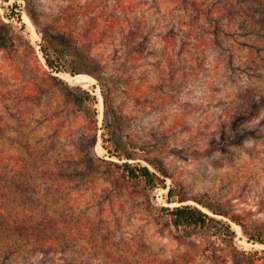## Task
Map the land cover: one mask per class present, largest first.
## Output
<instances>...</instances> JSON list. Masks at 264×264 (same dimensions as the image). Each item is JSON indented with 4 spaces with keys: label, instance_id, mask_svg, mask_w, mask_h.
Masks as SVG:
<instances>
[{
    "label": "rangeland",
    "instance_id": "374dc122",
    "mask_svg": "<svg viewBox=\"0 0 264 264\" xmlns=\"http://www.w3.org/2000/svg\"><path fill=\"white\" fill-rule=\"evenodd\" d=\"M85 1L0 0V161H10L62 228L74 233L50 251L0 239V264H249L246 257L264 264V243L247 239L264 238V106L253 115L264 99L263 37L243 18L234 21L220 10L218 46L162 49L158 34L167 12L137 4L125 14L153 27V37L144 62L122 66L117 32L91 44L56 31V21L66 22L64 12ZM94 2L91 16L108 18L115 10L106 5L110 0ZM115 14L123 16L119 9ZM52 45L67 51L66 71L46 65L42 47L52 59ZM176 58L178 67L171 62ZM72 66L83 75L72 78ZM46 71L65 84H50ZM78 88L96 95L98 128L105 110L118 119L116 135L133 162L151 170L158 165L167 185L174 178L190 197L186 203L214 220L200 228L161 219L158 207L177 205L166 202L167 187H121L102 162L117 159L102 148L101 131L73 99ZM228 215L239 216L246 233Z\"/></svg>",
    "mask_w": 264,
    "mask_h": 264
},
{
    "label": "trees",
    "instance_id": "16d2710c",
    "mask_svg": "<svg viewBox=\"0 0 264 264\" xmlns=\"http://www.w3.org/2000/svg\"><path fill=\"white\" fill-rule=\"evenodd\" d=\"M110 1V4L106 5H111L115 10L108 18H103V16L98 14L92 16L89 14V12L97 8L94 0H87L84 3L69 7L63 14L66 22L60 24V22L56 21L58 24L56 31L63 37H68L69 40L80 41L87 39L91 44H93L91 42L92 39H103V37L108 36L109 32H117L121 38L120 47L125 52V57L121 63L122 66H126L130 62L136 67L146 59V49L148 43L152 40L154 31L153 27L148 28L145 25L146 22H142L139 18L131 19L125 14L128 11H133L137 4L149 3V7L167 12L166 18L168 20H165L166 22L160 25L161 31L158 34L164 42L162 49L179 47L181 53H186L198 49L205 51L218 46L221 41L219 35L223 29L218 16L220 10L229 12L228 15H231L234 21L240 17L246 20L252 29L259 33L264 40V0H231L230 5L220 4L216 0ZM102 7H104V4ZM117 9L123 12L122 18L115 14ZM79 16H85V18L82 20V25H79V31H76L75 27L77 25L75 23L78 21ZM54 45L52 46L55 54L52 59L46 46L42 47L45 63L55 72L66 71L67 67L65 68L62 64V59L67 51L62 49L61 45L55 49L54 47L56 46ZM171 62H174L178 67L180 59H172ZM42 69L45 71L43 67ZM68 69L67 71L72 74L70 76L74 79L83 75L76 74L80 71L74 66ZM89 73L99 79L96 73L91 71ZM46 74L52 82L50 84H65L62 79L55 78L49 72L46 71ZM121 82L124 81L122 80ZM133 87L135 89L139 88L138 85ZM102 89L104 108L108 109L110 96H108L105 85L102 86ZM126 91L133 93L130 88ZM73 99L86 111L91 126L101 131L99 137L102 148L109 157L117 159V161L102 160V162L108 166L109 173L121 187L138 190H152L158 186L167 187L166 202L169 204L176 203L177 205L158 207L156 212L161 219L173 220L184 227L200 228L205 227L210 221L214 220V217L200 207L186 203L190 197L186 194L182 185L175 181L174 178L169 177L171 183L167 185L165 177L159 173L161 170L158 165L153 164L155 170H151L149 166L141 162L132 161L136 157L128 151V144L120 142L116 135L118 119L114 118V116L108 117V111L105 110L101 127L98 128V101L95 94L84 88H78V91L73 94ZM263 106L264 99L262 101L257 100V104L253 108V115L256 116ZM90 170L92 171V168ZM28 190L32 192L28 194ZM196 201L200 205L207 207L212 213L221 214L220 210L211 207L206 202ZM47 205V202L38 195L35 187L30 184L25 176L19 175L15 171L10 161H0V239H7L11 243L14 242L11 239L26 240L30 244L35 245V250L39 248L41 251L61 248V243L66 238L74 236V233L62 228L60 218L53 215ZM227 217L240 225L246 233V227L242 220L239 219V216L228 215ZM247 239L251 242L264 243V238L261 236L249 235ZM246 259L249 260V264L252 263V260L250 261L251 257H246Z\"/></svg>",
    "mask_w": 264,
    "mask_h": 264
}]
</instances>
